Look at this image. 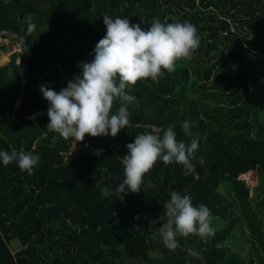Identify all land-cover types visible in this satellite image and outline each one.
<instances>
[{
	"label": "trees",
	"instance_id": "16d2710c",
	"mask_svg": "<svg viewBox=\"0 0 264 264\" xmlns=\"http://www.w3.org/2000/svg\"><path fill=\"white\" fill-rule=\"evenodd\" d=\"M106 14L133 24L143 20L145 29L153 20L196 27L200 45L191 59L178 61L158 82L138 81L128 90L137 100L129 105L130 122L173 126L177 141L188 145L198 140L190 161L199 179L183 194L223 225L210 238L178 235L177 243L207 264H264L263 201L254 206L251 182L242 177L264 173V0H0V29L25 37L17 63L20 40L0 34L19 44L0 64V151L40 157L31 175L16 162L0 161V264H205L192 252L166 248L159 233L170 192L193 181L182 165L158 161L139 193L116 198L126 145L151 129L86 136L72 149L75 140L48 131L47 112L8 118L21 72L25 84L14 117L49 107L41 85L59 92L81 74L78 65L91 61L106 33ZM29 15L36 25L30 34ZM185 121L190 135L182 129ZM104 187L110 189L106 197ZM241 223L251 235L244 254L230 243ZM13 239L20 241L17 250L10 247Z\"/></svg>",
	"mask_w": 264,
	"mask_h": 264
},
{
	"label": "clouds",
	"instance_id": "9594fccd",
	"mask_svg": "<svg viewBox=\"0 0 264 264\" xmlns=\"http://www.w3.org/2000/svg\"><path fill=\"white\" fill-rule=\"evenodd\" d=\"M27 32L36 25L32 17H26ZM106 33L95 45L91 61L81 62L80 75L68 81L59 92L41 85L40 91L49 107L47 129L64 140L83 142L86 136L115 137L130 124L129 105L136 97L129 89L138 81L151 79L158 82L165 71L174 72L178 61L191 59L200 45V37L194 25L188 22L164 24L153 20L150 27H141L144 21L133 24L128 18L103 16ZM118 109L112 112L114 105ZM188 121L182 124L186 134H191ZM56 137H53L55 142ZM198 147V140L190 145L177 141L173 126L153 129L137 134L134 142L126 145L127 154L122 158L124 179L115 189L116 198L124 199L129 193H139L144 177L158 161L165 165L180 164L183 175L193 174L195 165L190 156ZM102 150H97L100 155ZM4 166L16 162L21 171L29 175L40 161L31 151H0ZM148 188L155 185L148 181ZM110 189H101V195H109ZM167 220L159 227L164 246L170 250L177 247L176 237L198 235L207 239L214 235L211 212L205 205L193 206L191 197L177 191L170 192L164 204ZM158 220L152 221L157 223Z\"/></svg>",
	"mask_w": 264,
	"mask_h": 264
},
{
	"label": "rangeland",
	"instance_id": "374dc122",
	"mask_svg": "<svg viewBox=\"0 0 264 264\" xmlns=\"http://www.w3.org/2000/svg\"><path fill=\"white\" fill-rule=\"evenodd\" d=\"M0 64H3L8 59V54L13 50H19V44L17 41L13 40L9 37H1L0 36ZM199 56V53H197ZM76 63V62H74ZM199 80L204 79L203 73H198ZM43 81L48 84V81L46 78L43 79ZM79 146V142L74 141L72 144V149L77 148ZM71 149V150H72ZM256 173V172H254ZM264 173H259L257 177H254V174H245L242 177L246 178L247 180H250V193L253 199L254 206L257 207V202L261 203L263 201L262 206L260 207V215L261 218L264 219ZM260 175V176H259ZM222 192L225 195H228V193L223 191V188H221ZM223 225V222L220 219H215L211 217V227L213 229L219 228ZM251 239V235L247 233V231L244 228V224L241 223L238 227V229L232 234V239L230 240V243L233 247H235L237 250H239L241 253L247 252L249 250V243L248 241ZM10 247L11 249L17 250L21 247L20 241L18 239H13L10 241Z\"/></svg>",
	"mask_w": 264,
	"mask_h": 264
},
{
	"label": "water",
	"instance_id": "95a60500",
	"mask_svg": "<svg viewBox=\"0 0 264 264\" xmlns=\"http://www.w3.org/2000/svg\"><path fill=\"white\" fill-rule=\"evenodd\" d=\"M0 34H6L8 36H11L12 38H18L20 40L21 48H20L19 55H18L17 60H16L17 63H20L22 61V59H23V55H24V51H25V37L23 35H21V34L14 33L12 31L6 30V29H0ZM24 84H25V77H24V73L21 72L19 91H18V94H17V96H16V98H15V100L13 102V105H12V107H11L9 113H8V118L11 121H22V120H25V119H28V118H31V117H35V116L44 114L48 110V108H46V109H42L40 111L28 114L26 116L14 117V113L17 110V107H18V104H19V101H20V97H21L23 89H24ZM130 124H131V126L146 127V128L151 129V130H153V129H165L164 126H158V125L151 124V123L130 122ZM193 176H194L193 181L186 188H184L183 191H181L179 193L183 194V193L187 192L197 182V180L199 179V174L194 171ZM177 247L181 248L182 250L194 253L195 255L201 257V259L204 261V263L207 264L205 259L201 256V254H199L196 251H193L191 248L184 247L182 245H179L178 243H177Z\"/></svg>",
	"mask_w": 264,
	"mask_h": 264
}]
</instances>
